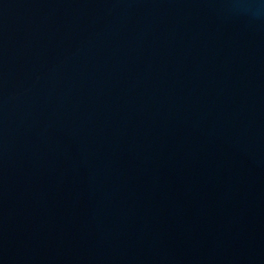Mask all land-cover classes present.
<instances>
[{"label":"water","instance_id":"water-1","mask_svg":"<svg viewBox=\"0 0 264 264\" xmlns=\"http://www.w3.org/2000/svg\"><path fill=\"white\" fill-rule=\"evenodd\" d=\"M0 264H264V0H0Z\"/></svg>","mask_w":264,"mask_h":264}]
</instances>
